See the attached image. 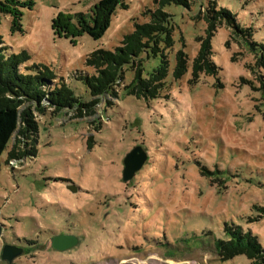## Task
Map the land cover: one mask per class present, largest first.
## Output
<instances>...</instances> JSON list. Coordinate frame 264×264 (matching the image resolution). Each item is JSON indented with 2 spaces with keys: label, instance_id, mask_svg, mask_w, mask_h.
Here are the masks:
<instances>
[{
  "label": "rangeland",
  "instance_id": "374dc122",
  "mask_svg": "<svg viewBox=\"0 0 264 264\" xmlns=\"http://www.w3.org/2000/svg\"><path fill=\"white\" fill-rule=\"evenodd\" d=\"M100 0H0V46L26 56L25 65L50 71L81 102L95 99L76 72L95 49L113 50L134 23L149 20L155 0H121L97 38L84 31ZM215 2L252 27L264 44V0H194L170 4L173 46L167 50V87L157 99L105 96L89 110L59 111L46 102L28 108L38 124L36 154L8 160L13 140L0 154V264H251L243 255L223 260L215 248L224 223L250 229L264 243V68L255 66L226 21L211 38L217 79L190 84V63L206 35V4ZM210 8V7H209ZM82 15V16H79ZM79 16V17H77ZM77 22V23H76ZM82 28V29H80ZM182 49L188 68L172 78L174 54ZM159 58H143V74ZM76 71V72H75ZM90 147H88V139ZM22 138L18 151L30 152ZM140 147L142 167L122 180L124 158ZM73 235L60 251L53 237ZM11 245L21 254L1 258Z\"/></svg>",
  "mask_w": 264,
  "mask_h": 264
},
{
  "label": "trees",
  "instance_id": "16d2710c",
  "mask_svg": "<svg viewBox=\"0 0 264 264\" xmlns=\"http://www.w3.org/2000/svg\"><path fill=\"white\" fill-rule=\"evenodd\" d=\"M194 0H155L156 9L147 11L149 20L134 23L133 29L126 33L113 50L98 48L85 58V65L94 70L93 73L78 71L74 75L77 80L88 88L91 99L81 102L74 91L63 81H53L55 77L50 71L38 65H25L26 56L21 53H9L7 48L0 46V154L13 140L8 151V160L21 158L24 154H36L34 147L38 124L33 113L28 108L20 109L25 101L33 100L40 111L44 102L53 106L56 111L77 106L89 110L100 97H118L116 90L124 80L125 70L132 72V79L122 84L125 95H131L145 100L157 99L167 87L166 77L169 70L167 50L173 46L171 15L164 7L170 4L189 7ZM121 0H100L93 8L90 16L93 26L85 25L81 31L97 38L103 29L109 25L112 10ZM206 4L204 19L207 23L206 35L199 38V47L190 63V78L188 82H199L204 75L217 79L218 67L212 59L211 38L216 25L223 21L234 28L243 44L255 56V66L264 68V44L254 40L252 27L241 25L229 9L216 7L215 2ZM210 7V8H209ZM82 16V15H79ZM77 16V17H79ZM77 23V22H76ZM1 42V37H0ZM159 58L158 64L146 75L143 74V58ZM187 54L179 49L174 54L172 78L179 80L187 71ZM264 84V82H263ZM25 138L31 145V151H18V144ZM88 139V147H90ZM258 215L248 218L256 221L264 216V206H254ZM222 237L215 239V248L223 260H229L237 255L245 256L251 264H264V243L261 244L250 229L244 230L240 225L224 223Z\"/></svg>",
  "mask_w": 264,
  "mask_h": 264
},
{
  "label": "water",
  "instance_id": "95a60500",
  "mask_svg": "<svg viewBox=\"0 0 264 264\" xmlns=\"http://www.w3.org/2000/svg\"><path fill=\"white\" fill-rule=\"evenodd\" d=\"M146 160L145 153L140 147L132 149L124 158L122 169V180L128 182L134 176V174L142 167ZM78 242L77 237L73 235H58L53 237L51 244L56 250H66L75 246ZM21 254V249L11 245H5L2 248L1 258L11 261L13 258Z\"/></svg>",
  "mask_w": 264,
  "mask_h": 264
}]
</instances>
